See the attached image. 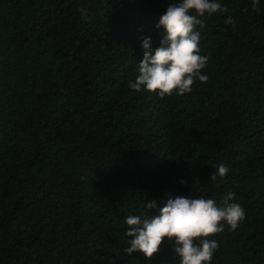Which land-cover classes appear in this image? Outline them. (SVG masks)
I'll return each mask as SVG.
<instances>
[{"label":"trees","instance_id":"obj_1","mask_svg":"<svg viewBox=\"0 0 264 264\" xmlns=\"http://www.w3.org/2000/svg\"><path fill=\"white\" fill-rule=\"evenodd\" d=\"M172 2L0 0V264H179L169 241L126 255L125 218L229 191L245 219L212 237L211 264H264V0H220L197 29L207 83L136 93L141 41L159 46Z\"/></svg>","mask_w":264,"mask_h":264},{"label":"clouds","instance_id":"obj_2","mask_svg":"<svg viewBox=\"0 0 264 264\" xmlns=\"http://www.w3.org/2000/svg\"><path fill=\"white\" fill-rule=\"evenodd\" d=\"M259 2L252 0L253 11L259 10ZM80 11L86 14L85 9ZM227 12L220 0L168 3L155 25V29L160 30L159 46L153 49L150 37L142 39V59L138 62L134 81L128 83L129 89L163 98L184 96L191 93L195 83H207L209 78L202 70L207 67L209 57L201 55V32L197 29H204L205 21L214 14ZM225 23L235 27L236 21L228 16ZM228 171L227 165L220 163L208 180L223 179ZM234 201L235 193L231 191L219 201L187 194L174 197L165 194L162 207L150 201L144 204L143 218L129 215L124 220L125 254L131 257L139 253L145 260H151L169 241L179 264H211L219 248L218 241L212 237L224 232L226 227L229 231L237 230L245 219L244 208ZM149 211L156 214L149 216Z\"/></svg>","mask_w":264,"mask_h":264}]
</instances>
